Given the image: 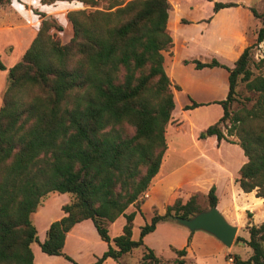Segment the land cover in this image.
Segmentation results:
<instances>
[{
    "label": "trees",
    "instance_id": "obj_1",
    "mask_svg": "<svg viewBox=\"0 0 264 264\" xmlns=\"http://www.w3.org/2000/svg\"><path fill=\"white\" fill-rule=\"evenodd\" d=\"M10 1L0 0V5ZM233 6L214 1L211 11ZM250 11L260 21L254 42L264 41V12ZM33 13L38 27L19 60L9 67L0 61V70L6 71L0 104V264H33V242L46 255L78 264L62 248L65 234L85 219L106 243L88 264L117 261L139 246L136 264H160L142 237L167 214L189 218L205 210L195 193L175 191L164 213L153 209L131 239L139 195L158 170L174 108L163 68V52L170 54L172 47L166 29L168 0H112L104 9L68 10L71 34L66 42L50 32L61 30L54 18ZM251 46L225 67L227 93L216 102L222 113L198 136L213 135L216 145L235 136L246 160L234 181L242 192L254 190L255 197L264 199V75L248 68ZM193 63L196 68L221 66L214 59ZM239 83L253 101L231 109ZM53 192L67 194L68 201L60 207L64 215L48 224L39 241L31 214ZM205 197L208 207L216 205L214 186ZM129 205L134 210L125 213ZM120 215L121 231L110 238L107 225ZM245 228L248 238L242 241L250 254L244 260L234 254L232 264H264V221ZM171 250L175 264H184L185 248Z\"/></svg>",
    "mask_w": 264,
    "mask_h": 264
},
{
    "label": "crops",
    "instance_id": "obj_2",
    "mask_svg": "<svg viewBox=\"0 0 264 264\" xmlns=\"http://www.w3.org/2000/svg\"><path fill=\"white\" fill-rule=\"evenodd\" d=\"M235 7L236 6L224 8ZM181 10L182 7L179 10L178 20L182 18L180 17ZM169 18L170 9L167 23ZM213 18L214 13L207 15V17L204 19L197 20L195 23L199 24L200 26L209 25ZM66 21L68 22L67 19ZM186 21V25H191L192 22L190 20L186 19ZM247 21H249V15L247 11H244L241 16L237 15L236 24L233 31L236 37L234 40L229 41V43L224 46L227 49H230V54L224 55L225 61L219 60V55L216 54L217 50L224 51L222 49L223 46L218 45L214 41H212V45L207 46L208 48L198 46L199 50L201 51L200 54H203L202 56H206L205 58H175L173 53L175 43L171 37L172 33H168L172 40V47L170 48V54L163 52V68L168 75L171 84L170 87L174 100V108L171 113V115L173 114V117L169 119V122L165 128L164 136L166 149L162 154L158 170L151 178L146 190L142 192L143 196L140 198L141 204L139 207L140 212H136L133 216L131 239L133 235L134 221L136 218L141 217L142 219V223H137L138 236L139 226L149 221V218L152 215V210L155 209L157 214L162 215L164 213L165 205L175 191H183L186 193H195L199 196H205L208 189L211 186H214V193L217 198L215 207L229 224L236 226L235 233H238L241 230L240 228L244 227V224L247 222V220L244 218V214H246V212L252 213L253 209L257 208L259 211H263L264 213V199L255 197L254 190L250 192H242L237 183L234 181L235 177L237 176V170L246 160L241 148L235 143V139L231 138L229 139L231 140L229 142L223 140L218 145H216L215 137L213 135L205 136L203 138L198 136L199 132L203 131L205 127L215 122L222 113L221 107L216 102L224 99L227 93L228 72L225 67H231L233 61L236 59L242 49L247 46L246 38H248V36H246L244 32L245 28H247ZM2 24L3 21L0 22V33H2L3 29L1 26ZM57 24L59 23L57 22ZM33 27H36V23L33 24ZM179 27L180 25L177 27V29ZM35 31L36 30H31L29 36L27 37H24L23 32L18 30L10 34L8 39L11 41L10 45L12 46L11 50L14 53V56H21L25 48L28 46L30 40L34 36ZM54 31L57 30L50 29V32L54 33ZM3 41L4 38L0 36V51L4 46ZM60 41L66 42L62 41L61 39ZM178 42L179 45H182L183 47H186L188 44V42L181 37L179 38ZM165 57L169 58L167 63L165 62ZM212 59L216 60L219 64H221V66H204L201 68H196L193 63V60L209 62ZM190 65H192V68L189 67ZM179 71L185 72L187 74H177ZM195 71H197L198 74H195ZM0 75L1 89L6 74ZM180 92L184 94L185 97L181 103L177 105L175 98L176 94ZM194 103L198 105L191 106ZM63 194L64 193L55 192L49 193V197H45L33 212V223L36 221L42 223L47 218L49 213V203L51 202L50 196L54 198H63ZM67 201L68 199L65 201L61 200L59 203H57L59 212L56 216L51 217L45 223V229L51 221L56 220L64 215L60 209V206ZM144 206H147L148 208L147 215H143ZM132 210H134V206L129 205L124 212L129 213ZM254 219L255 218H252L251 222L248 224H257ZM123 223L124 218L120 215L113 222L107 225L108 235L110 238L120 233ZM175 225L178 224L165 219L157 222L154 229L142 237L143 245L151 248L157 257L159 256L155 252V247L159 249H167L172 253L173 251L171 250V247L175 249L184 247V257H187V255L191 252L190 247H188L187 244L189 239L194 237L195 231L190 232L184 226ZM110 229H115L114 232L116 233L111 235L109 231ZM201 232L206 233L204 231ZM241 232L247 233L246 230ZM87 233H91L94 239H96L97 244L99 245V250L97 254L94 256L92 255V259L85 264L91 263L96 256H99L106 249V243L100 240L89 219L82 220L70 228V230L65 234L62 248L63 252L65 249L74 252V254L69 252L64 253L69 255L71 258L73 257L75 260L77 259L75 255L80 256L81 253H88L90 248L87 244V241H85V234ZM211 237L213 236L211 235ZM242 237L246 238L247 236L243 235ZM213 238L218 241L215 237ZM71 242H74L76 245L78 242H80L79 250L76 251L71 246ZM175 242L178 244H175ZM133 249H140L141 255V246ZM133 249L123 254L120 258L131 254ZM140 255L135 259V262H137ZM174 255H170L166 258L173 257ZM39 256V258L42 260L47 259L56 261L57 264L60 260L59 257H61L57 255H48L51 258H45L41 255ZM120 258L117 259V261H114L111 258H106L101 264H119L121 260ZM33 264H36L34 260Z\"/></svg>",
    "mask_w": 264,
    "mask_h": 264
},
{
    "label": "rangeland",
    "instance_id": "obj_3",
    "mask_svg": "<svg viewBox=\"0 0 264 264\" xmlns=\"http://www.w3.org/2000/svg\"><path fill=\"white\" fill-rule=\"evenodd\" d=\"M112 0H95V4L90 6L88 4L83 3L82 0H71V1H47L44 0H11L7 4L0 5V22L3 21L1 25L3 27L2 33H0L1 37L4 38V46L0 51V61L5 67L11 66L17 60H19V56H14V53L11 50L10 40L8 39L11 33L18 31L23 32V36L27 37L30 34L31 30H36L38 26L37 15L33 13L35 9L37 12H43L51 17L55 18L56 21L61 26V31H54L56 36H58L62 41H66L71 34V28L69 23L66 21L65 13L69 9H79L83 8L86 10L93 9H104ZM120 2H124L127 0H118ZM214 1L219 2H233L236 4L235 8H223L217 10L216 12H211V4ZM169 9H170V18L167 23V32L172 33V40L175 43L173 48L174 57H196V58H205L206 56H202L200 54L198 46L207 47L212 45V41L216 42L218 45H222L221 50H217L216 54L219 55V60H224V55L230 54V49L224 47L235 39L234 28L237 20V15L241 16L244 11L248 12L249 21L246 22L247 28H245V34L248 36L247 46L251 45L250 49V58L248 63V68L252 71L253 74H262L264 75V41H260L255 43V36L258 28L260 27V21L258 18L253 16L250 11L252 8L257 13L264 12V0H168ZM181 19L178 20L179 10ZM214 13V18L209 25L200 26L195 23L199 19H204L207 15ZM185 18V19H184ZM186 19L190 20L191 25H186ZM36 23V27H33V24ZM184 24V25H183ZM180 27L177 29V27ZM177 29V31H176ZM184 38L188 44L186 47L179 45V38ZM208 48V47H207ZM13 53V54H12ZM169 60L168 57H165V62ZM189 67L192 68V65ZM187 67V68H189ZM0 74H6L5 70H0ZM177 74H187L185 72L179 71ZM195 74H198L195 71ZM201 74V73H200ZM1 76V75H0ZM1 81V79H0ZM5 86V80L3 82V86L0 89V104H1V93ZM237 96L236 101L232 103L231 109H235L239 107L242 103L246 106H249L253 101V96L251 92H248L244 89L243 83H239L237 86ZM184 94L177 93L176 94V104L179 105L183 98ZM249 98V100H248ZM173 117V114L171 115ZM170 117V118H171ZM228 124V123H227ZM187 130V128H186ZM222 132L225 133V129L222 128ZM228 139H235V136L230 135L226 136ZM197 195V194H196ZM48 196V195H47ZM46 196V197H47ZM63 198H57L50 196L49 203V213L47 218L42 223L34 222V226L36 228V236L39 241L44 238L45 232V223L51 218L58 214L59 207L58 204L61 200H67L68 195L63 194ZM66 196V198H65ZM142 193L139 195L141 198ZM49 197V196H48ZM197 203L202 209H207V201L205 196L197 195ZM61 207V206H60ZM144 214L147 215L148 208L144 206ZM35 215V214H34ZM33 213L31 214V220L33 222ZM244 218L247 222L244 224V227H241L238 233H235L232 243L229 247H225L221 242L216 241L211 235L207 233H203L201 231H195V235L192 239H189L187 244L190 247L191 252L184 257V264H226V255H234L237 254L241 260H244L250 254V249L248 246L243 243L242 239L246 240L248 238L247 233H243L241 231L246 230L245 226L251 222L252 218H255V222L259 224L264 221V213L263 211H259L257 208L253 209L252 213L246 212L244 214ZM262 218V219H261ZM141 217H137L134 221V229L132 239H136L137 237V223L141 222ZM171 223V222H170ZM173 224V223H171ZM178 226V225H175ZM115 229H110V234L113 235ZM243 235L247 236L246 238L242 237ZM85 241L90 248L86 254L81 253L80 256H76V260L72 257L74 261L78 264H85L89 262L92 258L91 256L97 254L99 250V245L97 244L96 239H94L91 233L85 234ZM175 244H178L175 242ZM264 248V242L262 243ZM71 246L77 251L79 250L80 242L76 245L74 242H71ZM31 251L33 254V260L36 264H57L56 261H51L47 259L39 258L44 256L45 258H51L50 256L42 253L36 243L31 244ZM64 252L73 253L70 250H66ZM156 254L160 257V264H175L173 261L175 255L167 250V249H159L155 247ZM140 255V249H133L131 254L125 255L120 258L119 264H134L136 263L135 259ZM170 255H174L173 257L166 258ZM60 260L58 264H71L69 261L65 260L63 257H59ZM108 264V263H107Z\"/></svg>",
    "mask_w": 264,
    "mask_h": 264
},
{
    "label": "water",
    "instance_id": "obj_4",
    "mask_svg": "<svg viewBox=\"0 0 264 264\" xmlns=\"http://www.w3.org/2000/svg\"><path fill=\"white\" fill-rule=\"evenodd\" d=\"M165 220L184 226L190 232L196 230L204 231L215 237L225 247L231 245L236 232V226L229 224L215 206L197 212L189 218L167 214Z\"/></svg>",
    "mask_w": 264,
    "mask_h": 264
},
{
    "label": "built area",
    "instance_id": "obj_5",
    "mask_svg": "<svg viewBox=\"0 0 264 264\" xmlns=\"http://www.w3.org/2000/svg\"><path fill=\"white\" fill-rule=\"evenodd\" d=\"M233 263V256L227 254L226 255V264H232Z\"/></svg>",
    "mask_w": 264,
    "mask_h": 264
}]
</instances>
